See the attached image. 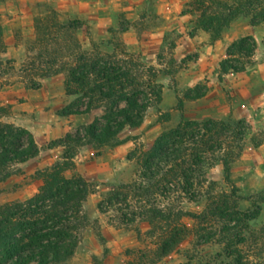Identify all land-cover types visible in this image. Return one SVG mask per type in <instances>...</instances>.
I'll use <instances>...</instances> for the list:
<instances>
[{
  "label": "trees",
  "instance_id": "obj_1",
  "mask_svg": "<svg viewBox=\"0 0 264 264\" xmlns=\"http://www.w3.org/2000/svg\"><path fill=\"white\" fill-rule=\"evenodd\" d=\"M191 7L198 13L196 30H207L213 41L241 16L249 17L254 25L264 22V0H193ZM80 27L79 20L64 19L55 8L38 16V51L22 69L24 81L35 88L37 77L65 75L67 93L84 102L64 115L91 112L101 102L106 108L105 122L96 119L84 131L77 129L52 141L50 148L63 146L66 151L62 159L37 172L43 180L39 190L28 199L0 203V264H68L77 253L79 233L88 226L94 228L106 254L108 237L86 206L98 184L82 173L69 176L67 171L77 167L76 148L94 143L118 146L131 139H136V145L127 158L136 164L135 176L99 203L102 212L114 211L116 228L136 229L141 236L139 223L148 221L155 254L162 258L189 234L186 217L215 221L226 251L222 264H264V224L254 225L255 216L232 202L240 191L232 171L247 147L250 123L215 117L189 119L181 94L174 108L163 110L164 84L158 78L163 72L172 75L176 71L163 63L162 54L159 65H154L121 40L112 52L99 44L86 49ZM7 49L0 19V70L15 72L13 60L4 62ZM256 50V41L250 37L235 40L228 54L238 58L226 59L223 72L247 70L255 63ZM188 60L182 61L183 70ZM176 91L180 92L177 86ZM199 95L205 93L188 96ZM153 107L159 111L163 130L151 147L137 142L139 134L121 138L127 126H142ZM173 110L179 112L177 120ZM9 113L8 106L0 105V182L22 172L21 165L43 150L29 128L4 120ZM216 161L223 165L230 191H222L209 178L208 168ZM202 201L207 202L202 212L186 207ZM95 257L100 264V256Z\"/></svg>",
  "mask_w": 264,
  "mask_h": 264
},
{
  "label": "rangeland",
  "instance_id": "obj_2",
  "mask_svg": "<svg viewBox=\"0 0 264 264\" xmlns=\"http://www.w3.org/2000/svg\"><path fill=\"white\" fill-rule=\"evenodd\" d=\"M161 1L163 0H132V3H128V0H117L116 11L120 10V24L113 30L110 38L96 41L93 38L96 28L85 17H81L73 9L68 10L64 6L61 8L54 0H0V19L8 45L4 62L13 60L16 66L15 72L3 73L0 70V105L10 108V113L4 120L29 128L43 146L39 155L29 158L21 165L22 172L0 182V203L28 199L39 190L43 180L37 172L62 159L66 151L63 146L50 148L52 141L77 129L84 131L96 119L105 122L106 108L101 102L91 112L64 115L65 111L75 109L84 102L80 96L67 93L65 75L37 77L35 88L28 87L24 81L22 69L38 51L36 18L47 13L50 8H55L64 19L79 20V33L86 49H93L95 44H99L104 51L112 52L120 40L129 48L124 37V31L129 27L141 32L140 38L143 39L144 34H150L160 22L164 25L166 31L159 54L163 56V63L170 64L169 68L176 71L172 75L163 72L158 78L164 86L172 88L174 94V104L167 110L176 106L181 94L186 100L185 115L189 119L215 117L246 120L250 123L247 147L232 171V177L240 188L239 195L233 196L232 202L255 216L252 220L254 225L264 224V22L254 25L249 17L241 16L220 39L213 41L207 30H196L198 13L191 7L193 0H168L167 8H170L167 11L171 12L172 19L164 17L163 9L159 6ZM129 4L135 10L133 17H128L120 9ZM144 13L146 17L142 16ZM243 37L256 41L255 63L245 71L224 73L222 68L225 60L238 58L237 55L228 54L230 45ZM152 47L149 43L146 49L148 56L152 55ZM137 55L147 62L142 53ZM172 58H176V63L171 62ZM184 59H189L188 64L193 63L199 66L197 68H202L204 77L195 83L183 79V72L188 69H182ZM176 86L180 89L179 93ZM198 93L205 95L194 98L188 96ZM158 113L156 107L151 108L144 124L140 127L127 126L120 133L121 138L139 134L137 142L151 147L163 130V124L158 122ZM173 114L177 120L179 112L173 110ZM135 141L136 139H131L118 146L94 143L74 148L77 153L76 163H83L100 155H104L106 161L116 154L114 148L119 149V162L114 167L118 168V177L104 176L98 180L88 178L96 181L98 186L96 192L90 195L86 206L92 218L100 220L108 237L107 253L105 254L106 247L98 239L94 228L88 226L79 233L77 253L68 264H98L96 254L100 256V264H222L226 251L221 236L217 234L221 232L218 222H203L186 217L184 224L189 234L172 253L158 258L148 221L139 223L142 228L140 236L136 229L116 228L112 224L113 210L106 213L99 209L101 200L108 199L116 187L134 178L136 164L127 158L125 145L130 142L134 148ZM74 173H81L78 164L76 169L67 171L69 176ZM208 175L218 182L222 191L231 190L221 162L211 164ZM206 204V201H202L186 204V207L202 212Z\"/></svg>",
  "mask_w": 264,
  "mask_h": 264
},
{
  "label": "crops",
  "instance_id": "obj_3",
  "mask_svg": "<svg viewBox=\"0 0 264 264\" xmlns=\"http://www.w3.org/2000/svg\"><path fill=\"white\" fill-rule=\"evenodd\" d=\"M59 6H64V8H68V10L73 9V11H76L80 14L81 17H85L96 29H94L93 38L94 40L98 39H108L111 37L113 30L118 27L120 24V10L118 9L116 11L117 6V0H62V1H56L54 0ZM125 1V0H124ZM128 3H132V0H128ZM144 1V0H142ZM168 0H163L160 2V7L163 9L162 12L164 14V17H167L168 19H172L171 12L167 11L170 7L167 8ZM121 10L124 11V13L128 14V17H133L135 10L132 7V4L129 5H123ZM143 17H146V14L144 13L142 15ZM166 26V25H165ZM153 31L149 33H145V38H140L141 32H138L134 27H129L126 31H124V37L126 42L128 43L129 49L132 52H135L137 54L142 53L143 58L146 59L147 62L154 65H159V59L158 54L160 52L162 43L164 41V25H161V22L159 25L155 27ZM148 39V40H147ZM188 40H184V42H187ZM142 43H146L145 45H142ZM149 43L153 45L152 55L148 56L146 49L149 47ZM192 48H190L191 50ZM189 50V49H188ZM143 51V52H142ZM199 66L189 63L188 69L183 72L182 78L185 80H188L190 83H195L196 81H199V79L203 78V74L205 73L202 68H197ZM197 68V69H196ZM202 70V71H201ZM173 92L172 88L168 86H164V96L161 102V108L163 110H167L172 103L174 104V98H173ZM52 126V124H51ZM124 145V144H123ZM127 146V154L128 152L133 148L132 143L128 142L126 144ZM118 151L119 149L114 148V154L111 155L109 159L106 161L104 160L105 156L100 155L98 157L92 158L91 160L84 161L83 163L77 161L78 164V170L85 175L89 179H103L104 176H108L113 178L118 177L116 174L118 173L117 169L114 168L115 164L119 162L118 158ZM123 159V156H122Z\"/></svg>",
  "mask_w": 264,
  "mask_h": 264
}]
</instances>
